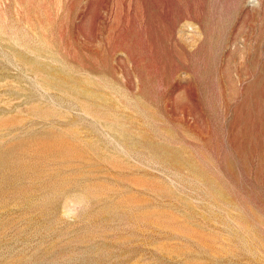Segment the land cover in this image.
<instances>
[{
	"label": "rangeland",
	"instance_id": "obj_1",
	"mask_svg": "<svg viewBox=\"0 0 264 264\" xmlns=\"http://www.w3.org/2000/svg\"><path fill=\"white\" fill-rule=\"evenodd\" d=\"M0 264H264V0H0Z\"/></svg>",
	"mask_w": 264,
	"mask_h": 264
}]
</instances>
